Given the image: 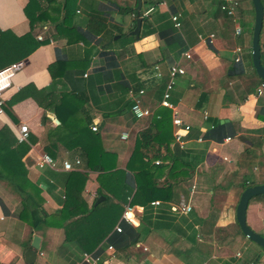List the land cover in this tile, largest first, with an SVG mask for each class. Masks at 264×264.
<instances>
[{
    "label": "crops",
    "instance_id": "obj_1",
    "mask_svg": "<svg viewBox=\"0 0 264 264\" xmlns=\"http://www.w3.org/2000/svg\"><path fill=\"white\" fill-rule=\"evenodd\" d=\"M225 1L141 0L137 11L138 0H78L72 32L77 40L51 39L14 64V44L7 41L30 31L25 15L28 0H0V33L8 34L0 44V70L16 67L3 91L5 104L27 86L53 87L55 101L54 110L45 111L29 95L11 106L16 122L6 113L0 118V127L6 124L15 135L25 125L37 141L22 159L28 180L24 189L30 209L45 220L33 228L28 211L20 217L23 196L9 181L0 179V264H30L27 251L36 254L33 264H81L83 254L100 256L103 264H264V251L238 233L236 222L242 187L250 182L264 184L259 182L264 176V86L251 61L254 11L250 0H236L237 11L229 17L220 9ZM90 17L100 20L92 26L101 29L97 36L88 31ZM138 18L142 21L136 36ZM52 26L36 22L33 28L43 38L50 35ZM237 28L242 30L238 36ZM260 45L264 53V41ZM238 47L240 61L235 62ZM172 66L184 73L176 77L170 93L172 107L166 108L160 101ZM134 99L149 111L148 116L137 119L126 109ZM72 106H76L71 111L76 113L74 120L86 121L77 126L78 141L70 140V147L57 143V155L51 157L55 168H37L35 163L49 144L48 130L60 124L58 116L65 120ZM174 114L190 126L183 133L182 148L174 138ZM43 115L49 120L41 124ZM161 116L168 121L164 141L183 150V162H190L193 169L190 179L175 185L171 200H155L159 205H150L145 213L142 206L130 205L134 194L127 203H120V196L124 178L131 176L127 164L140 133ZM211 131L221 139H207ZM123 134L127 137L122 138ZM150 135L156 136V130ZM85 150H92L90 166ZM100 152L108 157L107 163L99 162ZM77 160L80 165L73 170L63 169V162L74 165ZM168 168L157 178L159 184L169 181ZM110 172L118 173L117 186L103 178ZM188 173L182 168L180 177ZM68 196L70 205L65 207ZM99 204L100 210L90 217L96 239L108 228L104 212L109 204L123 211L103 241L85 251V242L95 236H79L88 230H79L77 210ZM182 204L191 211L182 212ZM127 206H131L129 224L137 232V242L125 251L108 250V239L121 224ZM246 222L264 237V196L250 200ZM34 237L39 238L38 250L31 246Z\"/></svg>",
    "mask_w": 264,
    "mask_h": 264
},
{
    "label": "trees",
    "instance_id": "obj_2",
    "mask_svg": "<svg viewBox=\"0 0 264 264\" xmlns=\"http://www.w3.org/2000/svg\"><path fill=\"white\" fill-rule=\"evenodd\" d=\"M77 1L78 0H28V4L25 8V15L30 21V31L21 37H15L12 35L11 41H7L8 44H14V64H19L24 61L38 47L43 44H48L51 39L64 37L68 43L77 40V38L72 37V32L75 29L73 22H75L74 18ZM261 3L264 8V0H261ZM145 19L146 18H143V20ZM36 22H39L43 25L48 23L53 25L52 32L48 37H43L41 40H37V33L33 28V25ZM99 24V19L90 17L88 20V31L94 36L99 35L101 29L97 30L95 29L96 27H92L93 25ZM263 31L264 23L261 35L263 34ZM6 35L8 34L0 33V44L4 42ZM132 39L134 40L133 36ZM79 40L85 41L81 37H79ZM261 63L264 66V53H261ZM260 82L264 83L261 80ZM29 95H31V98L43 110H54L53 104H55V101L53 97V87L47 88L45 90H36L32 86H27L26 88H23L11 100V102H9L7 105H4V111L12 121L16 122L15 116L11 110V106L21 99L29 97ZM76 106L67 108L69 113H65L66 119L63 120L60 118V116H58L60 124L48 130L47 136L51 137L52 139L50 140V138L47 137L49 144L44 146L43 149L46 154L52 158H55L57 155V143H62L63 146L65 143H67L70 147V140L77 138L76 140L78 141V135L81 130L77 126L86 121L80 120V118L74 120L76 113H71V111L74 110ZM131 106L132 101L126 105V109L129 111ZM47 120H49V118L43 115L41 124H44ZM166 121L167 120L161 116V120L152 121L151 127L140 133L133 153L127 164V170L130 172L131 176L124 178V181L126 179V182L123 184L124 189L122 196H120V203H127V197L134 194L132 196L130 205L142 206L145 213L149 212L152 201L160 200L162 202H167L171 200V194H173V190H175V185L181 181H186L185 178H191V171L193 167L190 162H183L186 157L184 151L179 150L177 145H174L171 148L170 140L164 141V139L166 140V136L164 135V131L166 130ZM152 130H156V136L151 137L150 133ZM75 135L78 137H75ZM217 136L218 134L215 131H211L205 137L211 140H220L221 138ZM92 138L96 140L97 135H93ZM35 142H37L36 139L30 135L26 143H18L17 134L15 133L14 135L6 124L0 127V179L9 181L13 185L14 189L23 196L22 210L24 211L21 216H19L24 218V214L26 213L25 211H28L30 225L33 228H37L39 224H43L45 220L42 219L36 209H30L31 201L27 197L24 189V186L28 184V180L26 179V168L22 162V159L29 152L30 145ZM75 144L76 146H80L78 143ZM92 149L94 151L95 147H92ZM163 150H165V152ZM85 153L89 158V166L90 164H94L92 150H85ZM101 153L102 152L99 153V159H97L100 163H107L109 161L108 157L105 153ZM157 160H159V164L155 165V161ZM98 168L101 171H105L104 167L102 168V166ZM167 168L169 170L168 178L170 179L169 181L165 180L164 183L159 184L157 182V178L162 176L163 171H165ZM182 168L184 169V172L189 171V173L184 178L180 177ZM103 178L105 180H108L109 178V180L113 181L112 185L115 184L117 186L118 184L117 172H110L106 176H103ZM106 183L107 181L103 187L106 186ZM254 185H256V182H250L249 184L244 185L242 188L245 190L247 187ZM67 199L68 200L66 201L65 207H69L70 205V196H68ZM106 201L108 202L109 200L107 199ZM75 209L77 210L78 207H75ZM122 209L123 208L119 205L109 204L104 212L105 221L108 224V228L98 239H96L97 231L90 223V217L93 215V213H96L100 210V204L90 209L85 207L84 209L77 210L76 217H78V220L76 222L78 223L79 230H88L86 234L81 232L79 236H95L92 242H85L87 248L85 247L83 250L91 251L92 248L103 241V238H105L107 233L115 226L123 211ZM120 227L121 232H114V234H112V236L108 239L107 245L112 247L114 251H125L130 246L135 245L137 242V232L129 223L122 221ZM238 233L242 235L240 229H238ZM98 264H103V260Z\"/></svg>",
    "mask_w": 264,
    "mask_h": 264
},
{
    "label": "built area",
    "instance_id": "obj_3",
    "mask_svg": "<svg viewBox=\"0 0 264 264\" xmlns=\"http://www.w3.org/2000/svg\"><path fill=\"white\" fill-rule=\"evenodd\" d=\"M239 4L236 0H226L223 5H221L220 9L225 12L229 17H232L235 15L237 8ZM150 11V10H149ZM149 11L144 13V16H146ZM172 21L175 23L176 27H179L180 24L177 21V17H173ZM241 29L237 28L235 31V35H240L241 34ZM38 40H41L42 37L38 36ZM210 38H213V35H210ZM211 42V41H210ZM237 53V58L235 59V62L240 61V54H241V48L236 49ZM15 66L11 67H6L2 70H0V118L5 115L4 111V99H3V91L9 87L11 84L12 79L15 76ZM184 73L183 69L177 66H172L169 69V80L166 84L165 91L163 93L162 99L160 101V106L166 107V108H171L170 104V93L175 85V79L177 76L182 75ZM264 86V83L261 85V87ZM142 91L139 92L141 94ZM133 116L137 119L146 117L149 115V111L146 109H143L140 105V101L138 99H134L132 102V106L130 108ZM172 125L176 128L175 133H174V138L175 142L182 148L183 146V141H182V136L183 133H188L190 131V126L188 124H185L176 114L173 115L172 118ZM92 130H96L95 127H92ZM127 135L123 134L122 138H126ZM29 138V130L28 127L25 125H21L18 130H17V142L18 143H26ZM229 140V139H227ZM36 167L39 169H44V168H55L56 167V162L46 153H42L40 157L37 159L35 163ZM80 161H75L74 165H72L69 162H63L62 167L65 171H71L74 169V166H79ZM151 206H157L159 205V202H151ZM130 209L131 206H127V210L124 213V216L122 218V221H125L127 223L130 222V219L127 217L128 214H130ZM181 210L184 213H188L191 211V208L186 205H181ZM115 231L120 233L121 232V227L120 225L115 228ZM108 250H112V247L108 246ZM100 256L96 255H90V254H83L81 257V264H97L100 262Z\"/></svg>",
    "mask_w": 264,
    "mask_h": 264
},
{
    "label": "water",
    "instance_id": "obj_4",
    "mask_svg": "<svg viewBox=\"0 0 264 264\" xmlns=\"http://www.w3.org/2000/svg\"><path fill=\"white\" fill-rule=\"evenodd\" d=\"M250 1L254 11V23H253L252 40H251L252 67L257 77L264 82V66L261 63V45H260V35L264 23V8L261 3V0H250ZM140 7H141V0H138L137 11H140ZM141 21H142L141 18H138L136 20V27L135 30L133 31V34L136 36H138ZM257 196H264V184L247 187L242 192L236 207V222L242 235L246 237L249 241L259 246L264 251V237L254 232L247 225L246 222L247 206L250 200ZM38 243H39V238L34 237L31 246L35 250H38L39 249ZM25 258L27 262L33 264L36 258V254L34 252L27 251L25 254Z\"/></svg>",
    "mask_w": 264,
    "mask_h": 264
},
{
    "label": "rangeland",
    "instance_id": "obj_5",
    "mask_svg": "<svg viewBox=\"0 0 264 264\" xmlns=\"http://www.w3.org/2000/svg\"><path fill=\"white\" fill-rule=\"evenodd\" d=\"M263 41H264V31H263V34L261 35V39H260V42H261V44H263ZM16 68V67H15ZM259 182H261V183H264V176L263 175H261L260 176V178H259ZM239 190H237L235 193H236V196H238L239 195ZM242 193H240V195H241Z\"/></svg>",
    "mask_w": 264,
    "mask_h": 264
},
{
    "label": "bare ground",
    "instance_id": "obj_6",
    "mask_svg": "<svg viewBox=\"0 0 264 264\" xmlns=\"http://www.w3.org/2000/svg\"><path fill=\"white\" fill-rule=\"evenodd\" d=\"M127 217L132 220V214H128Z\"/></svg>",
    "mask_w": 264,
    "mask_h": 264
}]
</instances>
